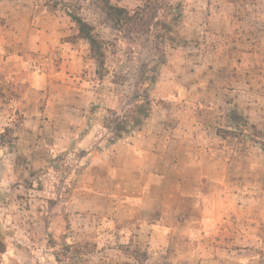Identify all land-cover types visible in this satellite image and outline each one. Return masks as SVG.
I'll return each instance as SVG.
<instances>
[{
    "label": "rangeland",
    "instance_id": "1",
    "mask_svg": "<svg viewBox=\"0 0 264 264\" xmlns=\"http://www.w3.org/2000/svg\"><path fill=\"white\" fill-rule=\"evenodd\" d=\"M110 2L143 19L77 1L101 68L0 0V264H264V0Z\"/></svg>",
    "mask_w": 264,
    "mask_h": 264
},
{
    "label": "trees",
    "instance_id": "2",
    "mask_svg": "<svg viewBox=\"0 0 264 264\" xmlns=\"http://www.w3.org/2000/svg\"><path fill=\"white\" fill-rule=\"evenodd\" d=\"M48 1V0H46ZM53 6L61 5L65 13L77 26V36L85 39L89 44L91 56L97 62L99 67L103 68L104 65V52L102 50L101 41L98 40L93 32L92 25L87 23L76 11L79 9L77 5L78 0H50ZM102 3V9L105 14L116 24H131L134 25L142 20L139 11H129L127 8L119 5L112 4L110 0H99ZM48 3V2H47ZM45 3V4H47ZM48 5V4H47ZM143 11V10H142Z\"/></svg>",
    "mask_w": 264,
    "mask_h": 264
},
{
    "label": "crops",
    "instance_id": "3",
    "mask_svg": "<svg viewBox=\"0 0 264 264\" xmlns=\"http://www.w3.org/2000/svg\"><path fill=\"white\" fill-rule=\"evenodd\" d=\"M125 201H127L133 208L136 206L139 208V206H140V200L138 197L127 198ZM149 226L153 227V229L150 231L152 234L155 231V229L157 230V228H158L157 224H154V223H150Z\"/></svg>",
    "mask_w": 264,
    "mask_h": 264
}]
</instances>
